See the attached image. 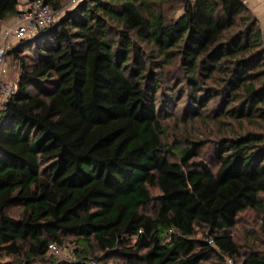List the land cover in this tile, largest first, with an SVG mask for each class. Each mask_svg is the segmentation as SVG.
<instances>
[{
  "label": "trees",
  "instance_id": "1",
  "mask_svg": "<svg viewBox=\"0 0 264 264\" xmlns=\"http://www.w3.org/2000/svg\"><path fill=\"white\" fill-rule=\"evenodd\" d=\"M21 7L0 0V24ZM71 11L8 55L19 78L0 105V264H264L233 233L264 214L257 16L243 0Z\"/></svg>",
  "mask_w": 264,
  "mask_h": 264
},
{
  "label": "built area",
  "instance_id": "2",
  "mask_svg": "<svg viewBox=\"0 0 264 264\" xmlns=\"http://www.w3.org/2000/svg\"><path fill=\"white\" fill-rule=\"evenodd\" d=\"M82 1L83 0H75L73 4L78 5ZM22 3L21 14L16 17L13 22L0 30V105L5 104L15 93V88L8 82L9 72L6 64L7 53L22 40L31 38L44 30L52 28L59 23L66 12L69 11L67 8L56 11L48 6L46 0H22ZM50 249L55 254L63 253L69 256L73 255L68 247L60 248L52 245ZM228 264H233V262L229 261Z\"/></svg>",
  "mask_w": 264,
  "mask_h": 264
},
{
  "label": "rangeland",
  "instance_id": "3",
  "mask_svg": "<svg viewBox=\"0 0 264 264\" xmlns=\"http://www.w3.org/2000/svg\"><path fill=\"white\" fill-rule=\"evenodd\" d=\"M65 8L71 10L77 5L73 4L75 0H64ZM23 4V3H22ZM7 56V55H6ZM6 64L9 72L8 82L12 84L17 91V81L19 74L15 68V64L10 57H6ZM264 203V196H262ZM264 224V214L256 213L252 210H249L241 215V219L233 231L235 238L239 241L241 245L242 252L254 251L264 255V230L262 225ZM107 264H113L108 262Z\"/></svg>",
  "mask_w": 264,
  "mask_h": 264
},
{
  "label": "crops",
  "instance_id": "4",
  "mask_svg": "<svg viewBox=\"0 0 264 264\" xmlns=\"http://www.w3.org/2000/svg\"><path fill=\"white\" fill-rule=\"evenodd\" d=\"M248 9L257 16L260 22V26L262 31H264V0H243ZM15 19L0 24V30L8 25L9 23L13 22ZM6 57H9L8 55ZM7 63V62H6Z\"/></svg>",
  "mask_w": 264,
  "mask_h": 264
},
{
  "label": "water",
  "instance_id": "5",
  "mask_svg": "<svg viewBox=\"0 0 264 264\" xmlns=\"http://www.w3.org/2000/svg\"><path fill=\"white\" fill-rule=\"evenodd\" d=\"M84 1H87V0H83L82 2H84ZM76 8H77V6L76 7H74L73 9H72V11L71 12H74L75 10H76ZM61 22L62 21H60L59 23H57L56 25H54L52 28L54 29L55 27H57L59 24H61ZM38 37V36H37ZM36 37H34V39H35ZM34 39H31L32 41L34 40ZM30 40V41H31ZM10 54V52H8L7 53V55H9Z\"/></svg>",
  "mask_w": 264,
  "mask_h": 264
}]
</instances>
